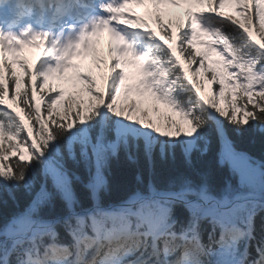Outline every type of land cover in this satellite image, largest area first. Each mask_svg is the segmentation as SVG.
I'll use <instances>...</instances> for the list:
<instances>
[{"label": "snow or ice", "instance_id": "6c2138e0", "mask_svg": "<svg viewBox=\"0 0 264 264\" xmlns=\"http://www.w3.org/2000/svg\"><path fill=\"white\" fill-rule=\"evenodd\" d=\"M146 3L159 35L132 7ZM179 3L0 0V191L14 201L13 190L31 197L0 221V264H264V162L237 151L225 128L264 133V0H235L243 22L224 11L226 0H195L203 11L188 10L173 34L158 13ZM104 32L113 61L107 90L81 73L88 99L70 96L61 111L64 92L49 76L78 67L74 57L97 58L94 42ZM25 47L44 49L35 73L20 59ZM211 53L217 58L206 64ZM129 64L140 72L138 88L179 112L187 132L171 116L162 130L147 112L134 116L135 101L118 103ZM201 70L215 86L207 95ZM213 134L233 179L214 189L203 178L162 173L158 162L175 161L177 150L189 166L194 153L206 154ZM122 158L143 160L137 187L106 205V171Z\"/></svg>", "mask_w": 264, "mask_h": 264}, {"label": "trees", "instance_id": "16d2710c", "mask_svg": "<svg viewBox=\"0 0 264 264\" xmlns=\"http://www.w3.org/2000/svg\"><path fill=\"white\" fill-rule=\"evenodd\" d=\"M169 22L171 23V21ZM177 22L178 24L185 22L184 17L178 16ZM197 51L200 52L198 48ZM26 61L28 63L29 60ZM15 72L21 77V87L23 88L26 82V73L24 71V73L21 74V71L18 69H15ZM205 76L206 78H209L206 74ZM48 85L53 86L52 81L49 80ZM48 85H46L45 90L48 89ZM213 87L215 88L214 85ZM70 96H74L77 99H88V93L87 98H81L77 96L74 91L67 89L65 95L61 98L56 107L63 111L65 103ZM225 128L228 131L229 139L233 141L237 151L247 153V155L255 161L264 162V133L259 132L256 129H249L248 131L243 132L242 135L236 136L232 131V126L227 122H225ZM210 140L211 143L209 144L208 152L204 155L194 153L192 164L190 166L180 156L179 150H177V159L175 161L169 159L162 166H160L158 162V166L161 168L162 173L164 175L170 173L190 174L197 182L202 178L206 179L207 183L214 189L222 187L226 180L233 179V177L229 165L226 163H220L221 143L219 138L213 134L210 136ZM142 168L143 160L136 165L130 164L123 158L120 161H113L110 164L109 169L106 171V176L108 178L107 190L100 193L102 202L107 205L108 203H118L120 200L126 198L137 187L135 176L138 171L142 170ZM76 187L78 193L81 195L85 193V190L81 185H77ZM13 192L16 196L15 201L6 191H0V221L10 217L16 212L22 211L31 199V197L23 190H13ZM182 214L186 215V213H183V209L180 206H177L178 218H182Z\"/></svg>", "mask_w": 264, "mask_h": 264}, {"label": "rangeland", "instance_id": "374dc122", "mask_svg": "<svg viewBox=\"0 0 264 264\" xmlns=\"http://www.w3.org/2000/svg\"><path fill=\"white\" fill-rule=\"evenodd\" d=\"M194 11H199L203 9L200 5L197 3L195 6L192 7ZM224 10H228L227 7H224ZM168 11V13H164L163 15L168 17L172 13H183L186 15L187 12H183L182 10L179 11ZM232 11H233V16L236 18L240 19L243 22V15L237 11V5L235 3V0H233L232 4ZM230 13V12H229ZM187 17V15H186ZM101 56L100 58H87V63L84 69H80L79 67L73 68L72 70L78 75L79 77L75 79H69L68 82H66L70 87H72L73 91L77 94V96L81 98H87V81L81 78V73L84 75H90L95 79L96 85L99 89L102 90V85L101 82H104V79L106 77L105 75V70L107 69L108 65H106V60H105V54H106V47L101 46L100 53ZM211 59L214 60L216 59L215 53H211L209 56ZM89 65V66H88ZM139 71V70H138ZM69 73H66L64 75H61L60 73H56L52 76H49L50 79H53V81L58 84L63 82V80H66V76H68ZM129 74H127V80L130 82V86H132V90L136 93H138V96H135V100H139L142 102V106H138V111H142L143 113L149 112L150 117L149 119H145L147 121H152L155 122L157 127H160L162 130H169L167 129V117L171 116L174 120L178 122H182L183 124V131L187 132L191 125L187 121H181V117L179 112H176L172 110L168 105H165L163 103H160L155 97L151 95V93L144 92L143 90H140L138 88V77H134L133 75H130V79L128 78ZM139 77H140V72H139ZM198 79L205 80L204 78V73L201 71L200 76ZM208 88H213L211 87L210 84H208V81L205 82V89H204V94L207 95V89ZM126 98H118V103L121 104L125 109L127 107L126 103H124ZM129 105V104H128ZM159 108V112L155 111V108ZM221 107L227 108V105L225 103L221 104ZM134 116H138L136 113H134Z\"/></svg>", "mask_w": 264, "mask_h": 264}, {"label": "bare ground", "instance_id": "6f19581e", "mask_svg": "<svg viewBox=\"0 0 264 264\" xmlns=\"http://www.w3.org/2000/svg\"><path fill=\"white\" fill-rule=\"evenodd\" d=\"M96 55H97L98 58H100V55L98 53ZM129 88L131 89V91H127ZM135 96H138V93L134 92L132 90V88L128 86L127 83H124V85H123V87L121 89V95H120L119 98H122V97L123 98H126V100H124L125 101L124 103H126V105H127L126 109L132 104L133 101H135L137 105L142 106V102L139 101L138 99L135 100ZM135 113L138 116L143 115V112L142 111L135 112ZM149 117H150V113L147 111V115L146 116H143V118L144 119H147V118L149 119Z\"/></svg>", "mask_w": 264, "mask_h": 264}]
</instances>
